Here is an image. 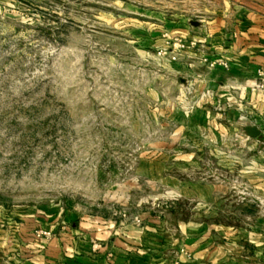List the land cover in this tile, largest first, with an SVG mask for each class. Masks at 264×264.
<instances>
[{
	"label": "rangeland",
	"instance_id": "1",
	"mask_svg": "<svg viewBox=\"0 0 264 264\" xmlns=\"http://www.w3.org/2000/svg\"><path fill=\"white\" fill-rule=\"evenodd\" d=\"M219 11L221 0H0L3 219L70 212L179 239L194 223L264 243V139L202 113H223L190 73L202 54L168 58L179 40L202 47L186 32Z\"/></svg>",
	"mask_w": 264,
	"mask_h": 264
},
{
	"label": "crops",
	"instance_id": "2",
	"mask_svg": "<svg viewBox=\"0 0 264 264\" xmlns=\"http://www.w3.org/2000/svg\"><path fill=\"white\" fill-rule=\"evenodd\" d=\"M186 34L203 45L194 51L216 61L211 68L202 64L190 70L221 97V117L209 110L202 113L221 118V124L214 122L217 130L220 126L225 130V122L240 126L245 120L243 124L256 127L257 138L264 139V91L250 86L257 70L264 69V0H221V11L214 18ZM180 65L188 74L187 65ZM19 219L0 215V264H252L264 260L259 235L221 239L214 235L216 227L202 233L194 223L179 226L183 235L179 239L163 237L155 222L125 225L70 212L27 214ZM38 228L50 230L53 236L37 237Z\"/></svg>",
	"mask_w": 264,
	"mask_h": 264
},
{
	"label": "built area",
	"instance_id": "3",
	"mask_svg": "<svg viewBox=\"0 0 264 264\" xmlns=\"http://www.w3.org/2000/svg\"><path fill=\"white\" fill-rule=\"evenodd\" d=\"M195 45V42H191L189 43V45L185 46L181 40H179V42L177 43L176 47L178 48V53L176 54H173V55H168V58L171 60V61H178L179 58L183 55V54H187V50L189 49H192V48H195L194 47ZM186 50V51H185ZM185 51V52H184ZM166 53L165 52H159V55H165ZM203 61L205 63H207V66L208 67H213L215 66L216 62H212V61H209L206 57H203ZM222 65L224 67H227V64L224 62L222 63ZM188 66H191V64H188ZM253 89H256V90H262L264 91V69H258L257 70V73H256V79L251 83L250 85ZM38 236H44L46 238H50L51 237V233L48 232V231H40L38 234ZM175 264H177V262H175Z\"/></svg>",
	"mask_w": 264,
	"mask_h": 264
},
{
	"label": "water",
	"instance_id": "4",
	"mask_svg": "<svg viewBox=\"0 0 264 264\" xmlns=\"http://www.w3.org/2000/svg\"><path fill=\"white\" fill-rule=\"evenodd\" d=\"M246 131L248 132L249 135L253 136V137H257L259 135V131L256 127H246Z\"/></svg>",
	"mask_w": 264,
	"mask_h": 264
}]
</instances>
